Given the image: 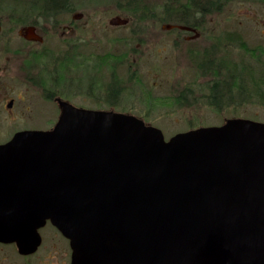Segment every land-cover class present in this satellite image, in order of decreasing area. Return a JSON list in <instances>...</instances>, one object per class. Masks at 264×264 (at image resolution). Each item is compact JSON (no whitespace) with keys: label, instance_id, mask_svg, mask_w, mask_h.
<instances>
[{"label":"water","instance_id":"1","mask_svg":"<svg viewBox=\"0 0 264 264\" xmlns=\"http://www.w3.org/2000/svg\"><path fill=\"white\" fill-rule=\"evenodd\" d=\"M19 35L44 42L34 25ZM61 107L53 129L0 144V243L32 254L50 220L70 240L71 264H264V214L251 220L231 204L246 188L264 196V152L253 164L226 165L232 130L254 132L264 147V123L234 119L166 140L134 115Z\"/></svg>","mask_w":264,"mask_h":264},{"label":"rangeland","instance_id":"2","mask_svg":"<svg viewBox=\"0 0 264 264\" xmlns=\"http://www.w3.org/2000/svg\"><path fill=\"white\" fill-rule=\"evenodd\" d=\"M45 1L0 0V64L8 59L15 64L7 95L16 102L14 115L0 107V144L22 128L54 126L59 111L52 101L42 100L51 91L87 108L115 105L161 129L166 140L200 126L219 125L226 117L264 121V84H260L264 81H260L264 78V0H219L224 4L199 20V36L193 39L188 38L191 32L167 28L179 24L166 19L168 0H140L139 6L129 0H68V7L50 18L40 11ZM76 14L83 16L75 19ZM116 16L128 18L129 24L111 26L109 21ZM33 22L45 38L43 43L28 42L18 34ZM232 33H239L254 52L228 44L226 37ZM205 52L222 61L200 62ZM113 56H120L123 65L113 62ZM78 61L84 67L77 73ZM60 69L64 73L57 80ZM237 77L246 89H239L240 81H231ZM75 80L79 85H73ZM93 81L95 89L88 94ZM109 83L115 85L110 91L119 90L121 84L120 102L107 100ZM75 87L83 90L77 92ZM213 89L218 96L212 95ZM182 95L183 100L177 98ZM33 100L46 104L40 115L34 112ZM41 233L44 244L28 264H63L58 258L62 242L50 241L46 229ZM5 248L8 252L0 255V264H23L16 261L22 257L12 245Z\"/></svg>","mask_w":264,"mask_h":264},{"label":"flooded vegetation","instance_id":"3","mask_svg":"<svg viewBox=\"0 0 264 264\" xmlns=\"http://www.w3.org/2000/svg\"><path fill=\"white\" fill-rule=\"evenodd\" d=\"M119 17H121V16H119ZM30 25L36 26L35 24H30ZM175 25H180V24H175ZM27 26H29V25H27ZM116 27H121V26H116ZM36 28H37V32L44 38V36L40 33V31H39L37 26H36ZM192 28H193V31H191V33H193L192 36H194L198 32L197 31L198 28L197 27H192ZM174 29L176 30L177 28H174ZM192 36H189L188 38L191 39ZM44 40H45V38H44ZM28 42H31V41H28ZM89 58H90V56L87 55L86 62L90 61ZM112 59H113L112 60L113 62H117V64L120 65V66H122L123 63H124V60L120 56L118 58H115L113 56ZM58 62H62V61H58ZM3 63L4 64H0V107L3 108V110H5V112L8 115H10V114L14 115L15 114L14 113V109L16 108V102H15L14 98H12L11 96H9L7 94H8V90H10V83H12V80L14 79L15 64H14V62H10V59H8L6 62H3ZM81 67H84V62H79L78 61V63L75 64V69L77 70L76 71L77 73L79 72L78 70ZM62 73H64V71H63V69H60V74H59L57 80H59V77L60 78L62 77ZM116 76L117 75H116L115 72H114V74L111 75V77H113L114 79H115ZM40 78H41V76H40ZM76 78H79V77L75 76V79ZM60 83L63 84L64 83L63 80ZM93 83H94V81L91 83V86L88 88V94L90 93V89H91V92L94 91V89H95ZM77 84L79 85V81L75 80L73 82V85H77ZM117 87H119V90H113L112 89L110 91L111 88H115V85L111 86L110 83L108 85V89L109 90H108V92L106 94H109V96H107V100H110L111 103L120 102L121 98L123 97V92L121 91V87H122L121 84L117 85ZM80 89H82V88H80ZM80 89L75 87L74 90L77 91V92H80L79 91ZM177 98L180 99V100H183L184 99V95H182L180 98L179 97H177ZM42 100H45V102H51L52 101L51 103L53 104V108L55 110L59 111V116H58V119H57L56 123L58 122V120H59V118H60V116L62 114L61 102H67V103L73 105L74 107L81 108V109L100 111V112H107V113H118V114L133 115V114H130V113H126V111L124 109H119V107H117L115 105L114 106H109L107 109L87 108V107H84L83 105L79 106V105L74 104L71 101L70 97L68 98V96H63V94H60L59 91H57V92H53V91L48 92L46 94V97H44ZM32 103H34V105H35L34 112L37 113V115L38 114L40 115L41 112H43V110H40V109H44L46 104L44 103L43 106H42L43 102H39L37 100H35V101L33 100ZM30 110H31L30 108L27 109L28 112ZM35 113L33 115H36ZM138 118L143 120L146 125H151L150 123H147L144 119H142L140 117H138ZM234 119H248V120H253V121L264 123V121H261V120L255 119V118H248V117H243V116L237 115V116L224 118L223 121L219 125H209V126H200V127H223L224 125H226L228 123L229 120H234ZM56 123L50 129H53L55 127ZM21 124L22 123H20V125ZM200 127H198V128H200ZM22 130H39V129L22 128ZM22 130H19V131H22ZM103 131H105V130H103ZM235 136H238V137L244 139L245 142L238 141L235 138ZM258 142H259L258 136L254 132H251L248 129L235 127L232 130V133L230 134V139H228V143L232 146V148H231V152L229 154V160L230 161L227 162L226 165H228L230 167V164L234 163V164L231 165V167L234 168L236 165L237 166H242L246 162H250L252 164L254 162H257L262 157V155H260L259 153L260 152H264V147H262L261 145L258 146L257 145ZM242 143H244L245 145H248V146H245ZM248 150H251L250 152H253V154H255L258 157L250 158L249 154L246 153V151H248ZM226 159H228V158H226ZM220 164L223 165L222 163H220ZM255 191H256L255 188H246L244 190V193H247L248 194L247 196L242 195L240 197L236 196V197L231 198V204L235 207L234 211L236 213H241L243 210L248 212L249 215H251V217H250L251 220L260 219V217L264 214V208L261 207V206L256 205V202L264 201V196L255 197V196L251 195ZM248 196H250V201H247V202L244 201L243 198L244 197L247 198ZM43 229H46V231L48 232L46 237L50 241H56V242L60 241V242H62V249L63 250L60 251V254H59L58 258H60L61 261L64 262L63 264H68L67 261H69V264H71V261H72V248H71V245H70V240L67 237H65L60 232V230L56 226L53 225V223L50 220H47L46 224L42 228H40V230H39V233H40L41 238H42V243H41L40 247L38 248V250L36 252H34L32 254H29V255H22V254L19 253L16 244H10L15 249L17 255L22 257V260H16V261H18L20 263H23V264H28L39 253V251L42 248V246L44 244V241H45V236H43L42 233H41V231ZM5 245L6 244H4V243H0V247H3V249L0 248V255H2V257L5 256L3 251L8 252V251L5 250L6 249Z\"/></svg>","mask_w":264,"mask_h":264},{"label":"trees","instance_id":"4","mask_svg":"<svg viewBox=\"0 0 264 264\" xmlns=\"http://www.w3.org/2000/svg\"><path fill=\"white\" fill-rule=\"evenodd\" d=\"M139 1L140 0H129V2L132 3L133 6H139L138 5L140 3ZM68 3H69L68 0H47L43 3L42 9L40 11L47 18L54 17L57 14L61 13L64 9H66L69 5ZM223 4H224V1H223ZM222 5H220L219 0H168L167 4L164 7V11L167 17L166 19L168 20H172L173 22L179 23L181 25L197 27L199 26V20L202 17H205L206 15L212 12L219 11ZM33 8L38 10V7H33ZM130 11H131L130 13H132L135 17L137 16V11L135 10V8H131ZM143 11H142L143 19L145 18L147 19L144 13H147L148 11L144 8H143ZM31 24H35V23L33 22ZM226 41L228 44L239 45L240 48L246 53L254 52V50H251V48L247 45V42L243 40L242 36L239 33L230 34L228 37H226ZM109 58L111 59L112 57H109ZM199 61L200 62H220L222 60L217 58V56L213 53L206 55V52H205L203 53ZM263 79L264 78H261L260 81H262ZM236 80L238 82L240 81L239 82L240 90L246 87L242 85L241 83L242 81L240 80L239 77L231 81H236ZM260 84H264V81L261 82ZM231 85L232 84L230 83L229 86ZM218 86L219 85L215 86L216 90H219ZM215 89H213L212 95L216 97L218 96V94L216 95L217 91Z\"/></svg>","mask_w":264,"mask_h":264}]
</instances>
